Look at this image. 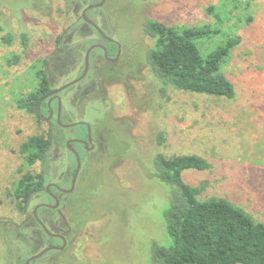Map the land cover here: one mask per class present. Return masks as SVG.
Here are the masks:
<instances>
[{
  "label": "rangeland",
  "instance_id": "374dc122",
  "mask_svg": "<svg viewBox=\"0 0 264 264\" xmlns=\"http://www.w3.org/2000/svg\"><path fill=\"white\" fill-rule=\"evenodd\" d=\"M100 3L0 0V26L5 29L0 30V264H17L21 251L25 262L62 245L46 236L18 249L21 237L15 226L32 215L34 205L51 200L36 196L29 212H23L13 197L14 186L22 171L39 174L46 169L49 184L69 189L77 161L67 142L88 133L82 125L61 127L50 112L44 111L40 121L20 110L17 100L36 89L37 70L47 72L53 89L79 79L85 54L96 44L114 51L112 57L117 53L118 62L94 49L87 76L61 94V123L85 122L95 136L91 152L73 145L81 169L75 191L61 195V211L72 228L68 247L49 251L31 264H150L154 244H171L164 219L170 191L152 175L157 155L203 158L211 166L208 171L183 173V180L198 190V200L224 198L264 223V0H105L87 17L117 46L82 18L87 7ZM148 21L176 28L223 24L221 28L240 40L223 66L235 85V97L161 84L147 64L154 46L144 32ZM6 31L17 37L11 46L2 42ZM23 32L30 37L29 50L19 64L9 66L6 60L23 51L18 40ZM218 43L201 41V53ZM48 109L55 114L58 105ZM50 132L47 159L25 167L21 143L31 134ZM38 213L54 229L58 213L44 208ZM60 226L67 229L62 221ZM26 231L38 230L32 225Z\"/></svg>",
  "mask_w": 264,
  "mask_h": 264
},
{
  "label": "trees",
  "instance_id": "16d2710c",
  "mask_svg": "<svg viewBox=\"0 0 264 264\" xmlns=\"http://www.w3.org/2000/svg\"><path fill=\"white\" fill-rule=\"evenodd\" d=\"M209 12L212 14L213 9L210 8ZM215 16L221 18L218 14ZM220 26L176 28L167 27L159 22H146L144 32L154 41V46L149 49L147 56V64L153 76L166 87L233 99L236 88L224 73L223 66L240 40ZM0 30L5 31L1 26ZM61 38H58L57 43ZM16 39L12 32L6 31L2 42L11 46ZM18 40L23 51L6 60L9 66L19 64L29 50L30 37L26 32L21 33ZM206 40L219 43L212 51L203 54L199 43ZM108 53L111 56L114 51L109 49ZM36 76L39 79L36 89L28 95L21 96L17 100V106L42 121V113L45 111L48 115L50 111L46 101H43L41 106L40 102L54 89L44 69L37 70ZM159 141L163 142L162 134L159 135ZM51 144L52 132L31 134L25 138L19 147L24 166L42 164L47 159ZM153 165V177L166 185L170 191V206L164 219L171 244L168 246L154 244L150 264H264V223L256 221L224 198L199 201L198 190L183 180V173L187 170L208 171L211 166L206 160L194 155L172 158L157 155ZM48 184L49 173L46 169L39 174L22 171L13 193L18 208L23 212H29L36 196L49 198ZM51 191L56 190L51 188ZM35 207L36 205L33 209ZM32 225L38 231L28 233L27 227ZM15 227L18 229V237H21L18 249L21 245L25 248L24 245L32 238L43 241L48 236L33 213L26 221ZM23 254L18 256L17 264H25Z\"/></svg>",
  "mask_w": 264,
  "mask_h": 264
},
{
  "label": "water",
  "instance_id": "95a60500",
  "mask_svg": "<svg viewBox=\"0 0 264 264\" xmlns=\"http://www.w3.org/2000/svg\"><path fill=\"white\" fill-rule=\"evenodd\" d=\"M105 3V0H101V3L98 4V5H92V6H89L87 7L83 12H82V18L83 20L88 24L90 25L91 27H93L102 37H104L105 39H107L108 41L110 42H115L114 40H112L111 38L107 37L103 31L101 30V28L99 27L98 24H96L95 22L91 21L88 17H87V12L92 10V9H95V8H100L104 5ZM118 47L120 48V45L118 44ZM94 49H102L104 51V55H105V58L109 61H112V62H115L118 60V58H115V59H112L109 57L108 55V51H107V48L103 45H99V44H96V45H93L92 47H90L86 54H85V68H84V73L83 75L75 80V81H72L68 84H66L65 86H62L58 89H55L50 95H48L46 98H44L41 102H40V106L41 104L43 103V101L47 98H50L49 99V102H48V107H50L52 101L54 99H57L58 101V112H57V122L58 124L63 127V128H71V127H74L78 124H86L84 122H80V123H74V124H69V125H66V124H62L61 123V111H62V99H61V96L59 95L61 92H63L64 90H66L68 87H71L79 82H81L88 74V71H89V68H90V55L92 53V51ZM40 106H39V109H40ZM53 114L54 112L51 110L50 111V118L53 117ZM87 125V129H88V139L87 141H84V140H70L67 142V147L68 149L74 154L75 158H76V161H77V166H76V169H75V173H74V176H73V179H72V184H71V188L70 189H64V188H61L59 186H57L56 184H49L47 185V192L50 193V188L51 187H55L58 191H60L61 193H64V194H72L74 191H75V186H76V182H77V179H78V176H79V172H80V169H81V158H80V155L79 153L76 151V149L72 146L73 143H76V142H79V143H83L84 145H87L89 143H92V131H91V127ZM52 195V194H51ZM53 198H54V201H55V204L54 205H49V204H39L37 205L34 209H33V215L36 219V221L39 223V225L43 228V230L45 231V233L50 236V237H53V238H61L63 244L62 246H50L46 249H44L43 251H41L40 253L34 255V256H31L29 259H27L25 261V264H31L33 261L41 258L43 255H45L47 252L49 251H52V250H57V251H63L66 246H67V239L65 236L63 235H59V234H56V233H53L52 231H50V229L46 226V224L40 219L39 217V209L42 208V207H46V208H49V209H52V210H56V209H59L60 207V199L56 196V195H52ZM59 213V216L60 218L63 220V222L66 224L67 226V230L64 231L65 233H69L71 231V227L70 225L68 224V221L65 217V215L63 214V212L61 210L58 211Z\"/></svg>",
  "mask_w": 264,
  "mask_h": 264
},
{
  "label": "flooded vegetation",
  "instance_id": "af4514ba",
  "mask_svg": "<svg viewBox=\"0 0 264 264\" xmlns=\"http://www.w3.org/2000/svg\"><path fill=\"white\" fill-rule=\"evenodd\" d=\"M114 46H117V43L116 42H111ZM101 51H102V53H103V56H104V58H105V55H104V51L102 50V49H100ZM118 50V49H117ZM117 50H116V52H117ZM107 51H108V48H107ZM108 55H109V53H108ZM117 53H115V55L112 57V56H110V57H112V59H115V58H117ZM119 60V59H118ZM118 60L117 61H115V62H118ZM110 62H112V61H110ZM84 80V79H83ZM82 80V81H83ZM55 90V89H54ZM53 90V91H54ZM52 91V92H53ZM51 92V93H52ZM50 93V94H51ZM49 94V95H50ZM61 94H62V92L59 94L60 96H61ZM46 98V97H45ZM49 99L50 98H47V99H45L44 101H46L47 102V105H48V102H49ZM52 105L53 104H56V105H58V101H57V99H54L53 101H52V103H51ZM55 115V118H56V120H57V113L55 112V114H53V116ZM61 118H62V111H61ZM77 123H80V122H77ZM85 123V122H84ZM78 125H82V126H84V127H86V129H87V125L86 124H78ZM87 131H88V129H87ZM87 139H88V133L86 134V137L85 138H83V137H79V138H75V139H71V140H84V141H87ZM94 140H95V136L92 134V143H89V144H87V145H84L83 143H79V142H76V143H73L72 144V146L73 145H75V144H77V145H80L81 146V148L84 150V151H86V152H91L92 150H94L95 149V144H94ZM70 151V150H69ZM71 152V151H70ZM72 153V152H71ZM73 154V153H72ZM75 173V172H74ZM74 176V175H73ZM72 179H73V177H72ZM71 182H72V180H71ZM53 184H55V183H53ZM49 185V184H48ZM57 185V184H56ZM58 186V185H57ZM51 188H54L56 191L55 192H52L51 191ZM50 188V193H48V195H49V199L51 200L50 202L51 203H39V204H49V205H54L55 204V201H54V198H53V194L54 195H56L59 199H60V202H61V195L60 194H62V195H70V194H64V193H61L60 191H58L55 187H51ZM70 188H71V185H70ZM69 188V189H70ZM65 189V188H64ZM52 194V195H51ZM39 204H37V205H39ZM36 205V206H37ZM49 209V208H46V207H42V208H40L39 209V211L41 210V209ZM61 208H62V202L60 203V207H59V209H56V210H53V211H56L57 213H58V211L59 210H61ZM50 210H52V209H50ZM38 211V212H39ZM58 216H59V213H58ZM60 221H62L63 222V220L60 218V216H59V220H57V221H55V223H54V229H50L47 225V227L50 229V231H52L53 233H56V234H59V235H63V236H65L66 237V239H67V245H68V238H67V236H69V234L71 233V231H72V228H71V231L69 232V233H65L64 231H66L68 228H67V226H66V224L64 223V225L66 226V230H64V229H62L61 228V226H60ZM45 223V222H44ZM46 224V223H45ZM51 238H53V237H51ZM53 239H56V240H61V238H53ZM62 241V240H61ZM62 244H63V242H62ZM62 246V245H61ZM68 246H66V248H67ZM65 248V249H66ZM64 249V250H65Z\"/></svg>",
  "mask_w": 264,
  "mask_h": 264
}]
</instances>
